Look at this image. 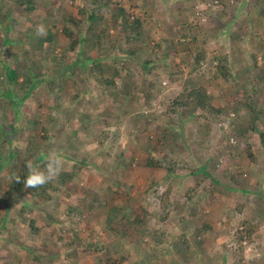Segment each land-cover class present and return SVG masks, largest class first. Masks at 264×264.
Wrapping results in <instances>:
<instances>
[{"label":"rangeland","instance_id":"374dc122","mask_svg":"<svg viewBox=\"0 0 264 264\" xmlns=\"http://www.w3.org/2000/svg\"><path fill=\"white\" fill-rule=\"evenodd\" d=\"M115 1L142 22L144 39L130 61L114 63L119 73L115 97L108 92L100 96L78 71L60 83L55 80L59 71L50 57L67 45L60 32L63 21L78 19L77 9H87L88 0H34V10L27 13L10 0L0 4V20L10 11V43L6 46L1 44L0 31V73L3 62L19 68L32 61L38 69L42 64L48 68L44 86L17 105L21 116L16 125L9 126L10 107L0 97V130L9 140L0 143V157L6 160L10 151L19 160L26 151V162L37 153L48 161L55 154L62 160L61 171L76 175L65 188L60 187L63 192L56 200L36 201L20 194L4 203L1 198L12 164L0 167V264H66L71 260L73 264H107L103 252L87 250L96 243L106 247L112 257L124 255L127 260L119 264H138L141 259L145 264H231L238 246L233 240L235 230L244 220L257 230L250 242L240 244V264H264V148L251 133L245 141L231 136L229 127L236 117L233 104L244 102L251 91L254 100L264 101V15L258 12H262L264 0H226V6L214 0ZM41 24L46 34H51V43L42 40L45 35L36 34ZM66 27L79 32V26L71 22ZM106 40L118 43L110 21ZM157 42L161 43L160 52L168 47L174 53L181 75L173 84L154 76L144 81L137 78L138 61ZM95 46L90 38L80 50L90 58L101 57L104 64L121 57L122 48L98 52ZM198 51L204 53V60L191 72ZM217 56L227 57L234 81L212 78ZM73 57L65 56L61 66ZM185 81L202 86L213 98V107L227 113L225 119L210 125L202 142L195 135L196 119L187 117L183 108L179 116L171 117L170 124L165 115L169 101ZM14 93L11 101L17 103L23 90ZM245 113L241 108L238 115ZM245 143L253 161L246 155ZM149 154L175 164L167 179L164 163L159 168L145 167ZM201 166L208 178L192 173ZM155 187L158 192L168 191L169 215L162 222L156 218L158 203L148 191ZM76 188L83 190L95 209L86 211V204L66 197ZM24 204L27 211L20 209ZM120 206L124 210L118 214ZM65 207L70 212L76 209L77 214L67 216ZM113 211L115 215H111ZM130 216L142 219L148 230L160 232L161 244L138 239L128 226ZM29 220L38 228L36 236L28 233ZM182 237L187 243L183 250Z\"/></svg>","mask_w":264,"mask_h":264},{"label":"trees","instance_id":"16d2710c","mask_svg":"<svg viewBox=\"0 0 264 264\" xmlns=\"http://www.w3.org/2000/svg\"><path fill=\"white\" fill-rule=\"evenodd\" d=\"M10 1L14 5H16L19 10H24L26 11V13L34 10V0ZM68 1L71 2L72 0ZM1 2L2 0H0V4ZM214 2L218 5L226 6V0H214ZM88 4L89 7L87 9H77V13H79L80 16L78 19L67 17L63 21L64 24H62L60 32L67 39V45L59 54L53 52L52 54L50 53V58L52 62H54V68L55 70L58 69L59 71L55 76V80L60 83L64 81V79L71 78L74 72L78 71L90 82H92L93 88L99 91L100 96L103 95L104 92H108L110 96L115 97V80L116 78H119V73L114 63L121 61V63L125 65L126 62L130 61V58H133L134 55L138 52L139 47L144 44L142 22L138 18L129 16L125 11V7L115 0H88ZM9 17L10 11H7L4 17L0 20V31L1 37L3 39L1 43L2 46H6L10 43L7 34V23ZM108 21L112 22L113 27L117 31V46L113 43L111 44L110 42H108V40H106ZM70 22L73 23L74 26H79V32L71 31L66 27V23ZM26 28L30 29V25H27ZM90 38H92L93 42L96 44L95 49L98 52H113V50H116L117 48H122L120 49L121 57H116L114 61H109V64H104L102 63L101 57L99 56L92 58L86 56L83 51L80 50V45L87 42V40ZM42 40L51 43V34H46ZM118 44H121V46L119 47ZM160 49L161 43L157 42L153 44L151 46L150 53H148V55L143 60L138 61L139 70L137 78L140 81H144V79L146 80L148 76H154L159 81L163 79L166 81V83L173 84L178 80V78H180L181 72L177 70V65L174 62V53L169 52L168 47H165L163 49V53L160 52ZM70 55L74 56L72 61L62 67L61 63L63 58ZM156 55H158V57H155ZM24 57L25 58L23 60L26 61V54H24ZM0 58L3 60V56L1 54ZM251 59L253 60L252 65L255 66V56L251 55ZM203 60L204 53L200 51L196 52V54L193 56V65L190 64V71L192 72L193 70L198 68L199 64H201ZM157 62L160 63V67H157ZM1 69L2 74H0L2 77L3 93L0 92V97L8 101L12 116L10 121L11 123L9 125L11 127L12 125H16L21 116L19 107H17V105L21 104L23 100L29 97H33L37 89L44 86L42 81L48 68L45 65L43 66L42 64L41 69H38L35 63L31 61L30 66L23 64L19 68L16 67V65H6L3 62L1 64ZM105 73L108 74L107 77L104 76ZM235 77V74L231 73L230 71L227 57L217 56L215 58V67L212 78L227 82L234 81ZM55 80H51V83H53ZM186 86H189V88H187ZM16 89H19L20 91L23 90V95L17 103H14L11 100L15 94L14 92ZM55 89L56 91H59L58 86H56ZM251 92L247 97H245L244 102L233 104L232 110L233 114L236 115V117L232 119L231 123H229L230 132L231 136L243 141L246 140L247 134L251 133L256 137L259 146L264 148V101L261 103L259 102L260 100L258 98L254 100L255 98L252 97L253 94L251 95ZM124 93L122 94V97L124 100H126L125 98L127 94ZM75 97L76 96H73V98ZM212 101L213 98L202 86H195L191 81H185L184 86L180 90V92L169 101L165 110V115L168 117V122L170 124L171 117L174 115L176 117L179 116V109L183 108L187 117H194L196 119L195 135L197 139L202 142V140L208 135L210 125L227 117L225 109L213 107ZM241 108L246 111L243 116L238 115ZM33 112H35V109H33ZM28 140H30V137L28 138ZM7 141L9 140H7L6 136L0 130V143L4 142L7 144ZM245 148L247 157L253 161L254 159L252 158V155L246 143ZM5 157L7 158L6 160L1 159L0 157V160L3 161H0V167H2V165L8 166L9 163H11L12 166L10 165L11 167L9 169L11 177L1 198V201L4 203L20 194L36 201L56 200L61 192H63V189L61 188H65L67 182L71 181L76 176L73 171H60L58 177L53 180L54 184L50 182L42 187H38L35 189L25 188L22 181L24 176L27 175L26 165L28 162H26V160L28 157L26 151L24 152L23 158L19 160L18 158H16V155H14V153H10V151H7ZM45 157L46 156L44 154L37 153L34 159H31L30 161L37 163L41 168H44L47 162ZM161 163H164V168H166L165 171L167 174L164 178L167 179L170 172L172 173L175 169V164L172 161L161 162L160 160L158 161L157 159L151 157V154H149L144 161V165L147 168H159ZM192 173L200 174L205 178L209 177L205 170V167L203 166L194 170ZM16 176L21 177L20 183H17L15 181ZM190 190L191 189L186 192V197L188 199L191 197L189 196ZM148 191L158 203L159 212L156 218L158 221L162 222L169 215L170 205L167 198L168 191L165 190L164 192H158V187H155L152 190ZM66 197L68 199L70 198V201H72L73 203L79 202L86 204V211H90L96 208L94 203H92L90 199H88L87 195H85L81 188H76L72 193H67ZM20 209L22 211H27L28 205L24 204ZM121 210H124L123 206L117 207L118 214ZM64 213L67 216L68 214H77L76 209L70 212L69 207H65ZM115 213L116 211H113L111 212V215H115ZM4 223L5 222L2 221V224ZM128 226L129 228H131V231L138 239L143 240V238H149L153 242L154 246L161 244V233L148 230L146 228L145 222L142 219L136 216H130L128 220ZM205 228L206 227H203V230ZM27 230L30 236H36V234H38V228L34 225L33 220H29L27 222ZM256 230V225L246 220L242 221L239 227L236 228L233 240L238 246L232 253L231 264H240V244L242 242H250L255 235ZM73 236H75L74 233ZM184 240L183 237L180 240L181 250L187 248V243ZM71 241L73 240L71 239ZM76 250L79 251L82 249L77 248ZM87 250L93 253L103 252L107 264H119L127 260V258L122 254H118L116 255V257H112L106 247L97 243L87 248ZM31 259L34 262L37 261L34 257H31ZM145 262L147 261L141 259L138 264H145ZM66 264H73V261L71 260Z\"/></svg>","mask_w":264,"mask_h":264},{"label":"clouds","instance_id":"9594fccd","mask_svg":"<svg viewBox=\"0 0 264 264\" xmlns=\"http://www.w3.org/2000/svg\"><path fill=\"white\" fill-rule=\"evenodd\" d=\"M36 34L38 36L46 35V30L44 26L38 25L36 28ZM62 166V160L58 158L55 154L49 156L48 161L44 168H41L39 164L29 161L26 165L27 175L23 178V185L25 188H38L42 187L47 183L55 180ZM15 181L17 183L21 182V177L16 176Z\"/></svg>","mask_w":264,"mask_h":264},{"label":"crops","instance_id":"0c3cea01","mask_svg":"<svg viewBox=\"0 0 264 264\" xmlns=\"http://www.w3.org/2000/svg\"><path fill=\"white\" fill-rule=\"evenodd\" d=\"M192 7H193V6H192ZM190 8H191V7H190ZM188 9H189V8H188ZM261 10H262V12H260V10H258L259 14L262 15V13H263V15H264V8L261 9ZM263 21H264V19H263ZM261 25L263 26V23H262ZM242 28H244V27H242ZM231 36L233 37V35H230V37H231ZM232 37H231V38H232Z\"/></svg>","mask_w":264,"mask_h":264}]
</instances>
